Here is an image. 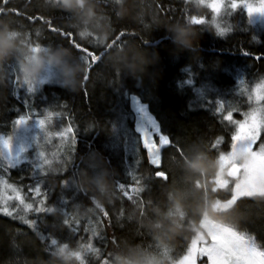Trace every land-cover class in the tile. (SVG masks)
<instances>
[{"label": "trees", "instance_id": "16d2710c", "mask_svg": "<svg viewBox=\"0 0 264 264\" xmlns=\"http://www.w3.org/2000/svg\"><path fill=\"white\" fill-rule=\"evenodd\" d=\"M209 2L84 0L65 8L62 0H0V33L14 46L0 59V136L25 115L57 121L50 134L58 136L71 125L77 137L74 145L67 134L55 140L46 158H32L34 148L12 168L0 156V208L13 213L0 212V264H174L205 215L264 250V195L214 207L232 195L215 180L236 131L224 117L242 121L264 109V22L232 10L231 0L219 13ZM73 44L99 61L89 69ZM41 62L48 78L31 71ZM133 96L177 145L161 149L159 164L135 133ZM197 261L207 264L206 256Z\"/></svg>", "mask_w": 264, "mask_h": 264}, {"label": "rangeland", "instance_id": "374dc122", "mask_svg": "<svg viewBox=\"0 0 264 264\" xmlns=\"http://www.w3.org/2000/svg\"><path fill=\"white\" fill-rule=\"evenodd\" d=\"M251 17L254 21L264 22V15L256 13ZM49 69L50 67L48 65H46V67L44 66V71L38 72L39 77L41 79H45L46 77L48 78L51 71H49ZM133 97L137 98V100L145 107L147 113L154 118V116L150 113L148 106L143 103L139 97ZM134 110L136 112L138 122L140 120V116L135 107ZM257 113L260 117L258 115L255 116L251 120L250 124L244 129V131L250 136H258L256 143L251 147V144L247 139L237 141L233 143L232 148L227 153L222 154L220 157L219 169L215 179L216 188L224 190H228L230 188L232 190V195L228 199H221L215 202L214 207L216 210H228L233 207L237 200L244 196L264 195V153L259 152V145L264 142L259 140L261 135L259 132L261 128H264V109L262 108V110ZM39 119L45 120L43 126L39 124L37 118H29L16 125L15 132L11 135L0 136V138L9 140L8 146H4L0 143V156L3 158L5 167H8V157L19 160V163L15 165L17 166L23 160L29 158L34 148L35 152L32 158H46V153L56 146L57 142L55 140L62 138L61 136H58V132L50 134L55 126L58 127L57 121L54 123L52 120L45 117H40ZM155 121L157 122L156 119ZM152 139L159 145V137L156 138L153 136ZM155 143L149 147V153L152 162L159 164L161 149L163 147L158 149ZM164 143H167V140H165ZM234 167H238V172L235 176L230 174V170ZM7 200L8 194L4 191L3 201L6 202ZM200 225L201 230L197 232L192 240V242L197 240V249L207 246L211 242L210 237L218 232L227 230L240 233L234 228L212 219L208 215L203 217ZM197 255L198 253H193L195 264H199L197 261ZM180 260L181 259L174 264H180Z\"/></svg>", "mask_w": 264, "mask_h": 264}, {"label": "snow or ice", "instance_id": "6c2138e0", "mask_svg": "<svg viewBox=\"0 0 264 264\" xmlns=\"http://www.w3.org/2000/svg\"><path fill=\"white\" fill-rule=\"evenodd\" d=\"M208 6L211 8L213 13H219L221 9L224 7V0H210ZM230 8L232 10L236 9H243V11L251 17L253 14H261L264 15V0H259L258 4H253L250 0H231ZM194 23H202L203 18H196ZM52 31H57V29L53 28ZM61 35H66L67 37H71V33L65 34L63 32L60 33ZM218 34L223 35L224 30L218 28ZM253 40H257V37L253 36ZM73 47L80 53H83L85 57L88 58V63L90 65L89 69L92 67V64L98 62L99 59L94 55L92 52L88 50V48L81 47L79 45L73 44ZM245 55H250L251 53L247 51H242ZM259 59V57H257ZM88 76L85 75L84 80L86 81ZM264 89V82L257 85L258 90V99H264V95L261 94V90ZM27 92H33V86L29 83L27 86ZM133 105L136 111L139 113L140 120L137 122L135 133L139 134V140L142 142L143 148L149 151V147L155 143L152 139L153 136L159 137V145L156 144L158 149L161 147L168 146V147H175L177 146L172 142V140L165 136L162 132H160L158 123L155 121L153 117H151L145 107L137 100V98L133 97ZM211 103V102H210ZM27 106V103H26ZM219 111V109H217ZM48 116H51L52 113H47ZM258 113L255 109H252L250 113L245 114V119L242 121H232L231 113L224 117V119L228 120L230 123H234L236 125V131L232 135L231 140L233 143L247 139L248 142L251 144L256 143L258 136H250L248 133L244 131L245 127L248 126L251 120L257 116ZM28 116H19L15 121L14 124L18 125L19 123L24 122L25 120L29 119ZM39 124L41 126L44 125L45 120L37 118ZM76 130L71 127V125L63 128V130L59 133L61 137L65 134L72 137L73 145L77 143V137L75 134ZM264 132V128H261L259 134ZM167 140V143L164 141ZM0 143L4 146H8L9 140L0 138ZM259 152L264 153V142L260 143L259 145ZM19 160L9 158L7 159V165L9 168L14 167ZM32 191V189H30ZM35 193L37 195H41L40 193V186L37 185L35 188ZM20 199L19 194L16 197ZM21 203L23 201L21 200ZM41 204L44 203L43 199L40 201ZM26 210H32L35 213H41L42 209L39 207L33 208L32 204L25 205ZM0 212L8 216H12V212L9 211L7 208H0ZM24 221V223L28 224L33 229L35 228V222L32 220H27L24 217H19ZM211 242L204 247L199 249L196 248L197 240L191 242L188 246L187 254L184 255L181 260L180 264H195L193 253H198L199 256H206L207 264H264V250H260L257 247V244L252 236L246 235L245 233H235L231 231H223L213 234L211 237ZM52 243H55L53 240ZM264 248V246H262Z\"/></svg>", "mask_w": 264, "mask_h": 264}, {"label": "clouds", "instance_id": "9594fccd", "mask_svg": "<svg viewBox=\"0 0 264 264\" xmlns=\"http://www.w3.org/2000/svg\"><path fill=\"white\" fill-rule=\"evenodd\" d=\"M84 3V0H62V4L65 8H70L73 5H81ZM13 45L4 39V36L2 33H0V59H3L4 57L10 55ZM55 58V57H54ZM43 67V63L34 64L31 66V71L38 73ZM57 255L63 256V253L57 252Z\"/></svg>", "mask_w": 264, "mask_h": 264}, {"label": "water", "instance_id": "95a60500", "mask_svg": "<svg viewBox=\"0 0 264 264\" xmlns=\"http://www.w3.org/2000/svg\"><path fill=\"white\" fill-rule=\"evenodd\" d=\"M237 172H238V167H234V168H232V169L230 170V174L233 175V176H235V175L237 174ZM163 176H164V175H163Z\"/></svg>", "mask_w": 264, "mask_h": 264}]
</instances>
